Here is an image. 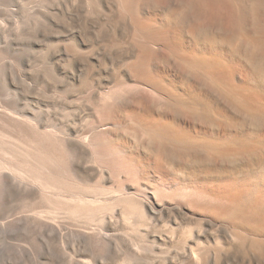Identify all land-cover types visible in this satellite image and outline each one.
<instances>
[{"label":"bare ground","instance_id":"bare-ground-1","mask_svg":"<svg viewBox=\"0 0 264 264\" xmlns=\"http://www.w3.org/2000/svg\"><path fill=\"white\" fill-rule=\"evenodd\" d=\"M74 1L75 3L78 2L76 0ZM82 1H80V6L72 5V11L70 10L74 14L73 18L79 22L82 30V34H78L76 39L81 40V36L83 35L90 36L92 40H99L104 33H108L113 43L120 30L125 29L123 27H127L133 31V37L135 33L141 32L140 26L142 24L139 25L140 22L138 24L134 20V17L138 15L140 4L144 0ZM171 1L173 4L169 3L176 10L174 14L172 13L173 11L171 12L172 18L174 17L172 26L178 27L181 26L188 14L192 15V12L189 11L194 8L195 0ZM225 1L233 10L230 25L225 28H214L211 25L197 27L194 21H190L188 37L194 38V33H196L197 29H200L202 33L206 34L208 36L205 35L207 39H212V34L215 33L217 35L216 37L220 40L222 39L226 43H236L241 46L247 58L250 61H254L264 52V48L260 46L261 37L264 32L262 26V22H264V0ZM151 2L157 3V0H151ZM103 7H109L112 13L109 16H104L105 14L103 15L100 12ZM50 8L52 7L50 6ZM40 14L44 16L42 13ZM145 28L147 27L145 26ZM164 29L165 31L163 30L164 32L160 34L162 44H159V46L166 51L167 60H170L179 68L188 81H193V83L195 81L204 86V88L208 89V92L231 109L245 123H258L261 121L260 110L257 106H254V103L248 102L240 96H233L226 90V85L230 78L227 80L223 71L217 65L208 64L205 66L188 59V57L184 58L177 55L174 49L175 47L171 43L172 41L170 42L169 32L166 28ZM252 33H255L256 36L254 35V38L248 37V34ZM36 39L37 36H35L34 40L32 39L29 44L30 48L36 47ZM146 45L152 49L153 47L155 48L153 45L156 44L155 41L146 40ZM70 48L74 52L69 57V60L66 61L67 68L64 67L63 72L59 73V66L51 63L48 55L45 63V65H48L47 70L42 77H37V80L39 78L43 82L42 88L30 93L27 91L28 86H23V88L17 89L19 91L17 93L25 105L31 99H33L31 103L34 101L36 104L60 105L59 101L61 100V96L65 100H70L69 103L72 104L76 101L75 93L79 90L87 91L88 98L99 107V112L104 117L97 124L94 121L96 125L92 124L86 133L83 129L81 130L76 126L71 127L67 124L58 126L49 119L41 121L35 115L36 113L27 109L25 110V107L19 109L16 104H10L7 108L1 107L2 105L0 106V197L4 198V200L9 197L20 200L19 203H16L12 207L10 214L6 216L5 219L7 222L22 218L31 228H35L42 233H54L60 236V238L65 234L76 235L85 244H89L94 248L98 246L105 248L108 244H113L116 248L119 245L126 246L127 242L129 243L128 238L123 237L121 232H125L127 229L131 230L133 226L131 225L132 228L129 225L127 227L126 224H130L127 222L128 220L134 219V221L132 220L134 223H131L134 224V228L135 226L148 227L147 230L149 232L147 231L148 233L146 235L144 234V237H141L142 239L144 238V242L148 244L160 243L162 241V234H169L172 247L183 251V255H180L181 253L177 254L178 252L174 253L168 260V263L220 264L221 259L218 252L213 253L198 245L199 240L201 241L202 238L208 237L206 236L205 224L201 223L200 220L194 219L195 214L189 212L183 204V202L199 199L203 196V191H201L199 186L200 184L196 185L197 180L195 181L193 177L194 180L186 176L183 183L179 181L183 186L181 187L180 185L181 188L178 189L177 193L176 189L175 194L172 192V187L170 189L165 188V186L163 190H156L158 192H154L151 196L149 195L150 197H138L140 194H136L135 192V195L132 193L131 184H128V181H132V178L135 177L136 169L134 170L132 168L135 165L133 164L131 166L129 159L126 157L127 155L125 156L126 145L119 146L115 137L120 135L129 144L136 147V149L139 148L148 152L161 166L163 164L169 166L172 161L183 162L186 165L202 163L208 166H214L216 164L228 165L231 161L236 160L233 155L234 151L232 152L226 147L218 149L216 148L217 146L214 147L209 144H204L205 141L203 143H195L182 140L180 135L175 136V134L167 132L168 130L165 131L162 126L163 124L157 123L161 126L155 127L150 125L148 121L147 123L141 116L125 111V108L130 102L129 99L131 98L132 90L134 88H143L145 89L144 92L146 91L144 100L158 112H169L176 116L190 114L194 118H199L203 121L207 119L204 108L197 101L184 100L159 89H155L153 86L148 85L144 81L145 79L142 80L140 79L141 77L136 76L135 67L138 64V59L136 60L137 64L136 62L131 64V71L134 74L132 73L133 76L129 74L131 76L128 79L129 84L119 83L115 87L107 88V79L104 80L99 77H94V73L88 69L96 63L93 60V55H95L96 51H92L91 49H89L90 51H85L81 47H78L77 44ZM98 56H114V54L112 51L105 50L101 53L99 52ZM21 64L26 66L27 62L22 61ZM37 71L36 73L38 74ZM128 72L130 73V70ZM108 73L109 71L107 70L106 75ZM120 73L119 75L121 76ZM11 74L13 75V73ZM57 74L59 76L60 74L64 75V77L70 76L74 82L78 81L80 87L74 88L71 86L69 89H66L67 87L60 88L52 84L55 81L54 79L58 80ZM114 75L112 76L114 77ZM16 77L18 76L16 75ZM15 84H18V82ZM9 85L11 87L14 86L11 82ZM136 104L140 105V102L136 101ZM32 105L35 104L33 103ZM120 112L122 114L123 112L125 113V120L121 122L116 118V115ZM175 186L179 185L177 184ZM223 187L228 197L227 204L223 209L224 215H227L232 220L244 223L261 222L259 218H256V215H258L257 206L261 202H264V171L252 175L248 174L246 177L240 176L229 179L228 181L226 180L225 186L223 185ZM136 188L134 190H138L139 185ZM103 196L104 199H99V197L102 198ZM105 196H109V198L105 199ZM223 197L219 198V201H222L221 199ZM218 203L220 204V202ZM64 214L68 215L69 217L66 218L71 220H66V222L63 219L61 221V217L64 218L65 216ZM162 214H165L170 219L171 224L169 228L151 225V222L157 220L158 215L160 216ZM180 215L188 217L190 220L194 219L193 226L191 225V227L186 229L172 228L178 226L177 219ZM226 233L233 246L235 245L236 252L242 254V257L247 250L253 252L260 251L259 240L255 235H243L240 231L231 227L227 229ZM149 237L151 238V242H149ZM67 238L69 237L67 236ZM142 239L138 243L142 242Z\"/></svg>","mask_w":264,"mask_h":264},{"label":"rangeland","instance_id":"rangeland-1","mask_svg":"<svg viewBox=\"0 0 264 264\" xmlns=\"http://www.w3.org/2000/svg\"><path fill=\"white\" fill-rule=\"evenodd\" d=\"M76 1L78 2L75 3L74 0H0V77L2 76L0 78V106L2 105L1 107L7 108L10 104H16L19 109L25 107V110L27 109L36 113L35 115L41 121L49 119L58 126L64 124L71 127L76 126L87 133L92 124H97L104 117L99 112V107L88 98L87 91L79 90L75 93L76 101L72 104L69 103L70 100H65L61 96L62 101H59L60 105L36 104L33 101L35 106L31 103L33 99L28 100L27 105H25L24 101L20 99L17 89L28 86L27 91L31 93L42 88L43 82L39 78L47 70L48 65H45V63L48 55L51 63L59 66V73L63 72V68L66 67V61L69 60V57L74 52L70 47L75 44L85 51H90L89 49L96 51L95 55H93V60L96 63L93 64L94 67L91 66L88 69L94 73V77L107 79V88L115 87L119 83L129 84L128 79L133 76L131 64L135 62L137 64L138 61V64H135L136 76L141 77L140 79L142 80L145 79L144 81L155 89L184 100L197 101L204 108L207 119L203 121L199 118H194L190 114L176 116L169 112H158L144 100L146 91L144 92L145 89L143 88H134L132 90L130 102L125 111L141 116L142 119L155 127L163 124L162 126L165 131L168 130L167 132H171L175 136L180 135L182 140L195 143H203L205 141L204 144L217 146L216 148L218 149L229 148L232 152L234 151L233 155L236 160L231 161L228 165L216 164L208 166L205 163L186 165L183 162L172 161L169 166L164 164L161 166L151 154L139 148L136 149L125 138L118 135L115 137L117 144L119 146L126 145L125 156L127 155L126 157L129 159L131 166L135 165L132 168L136 169L135 177L132 178V181H128V184H131L130 186L132 187L131 192L134 194L136 192V194H140L139 196L137 195L138 197L145 198L147 196L150 197L154 192L163 190L166 186L165 188L170 189L172 187V192L175 194V190L177 189V193L178 189L183 186L181 183L184 182L186 176L193 177L195 181L197 180L196 185L200 184L203 196L199 199L183 202V204L189 212L195 214L194 219L200 220L201 223L205 224L206 236L208 237L202 238L203 240L201 239V241L199 240L198 245L213 253L218 252L221 259L220 264H264V202H261L257 206L258 215H256V218H259L261 222H239L223 214V209L228 201L223 187L226 180L228 181L240 176L246 177L248 174L252 175L264 171V52L254 61H250L241 46L236 43L230 44L227 42V44L225 40L222 41V39L217 38L215 33L212 34V39H207L208 36L202 33L200 29H197L196 33H194L195 39L188 37L190 21H194L197 27L211 25L214 28H225L230 25L233 10L225 0H195L194 8L189 11L192 12V15L188 14L181 26L178 27L172 26L174 17L172 18L171 14H174L176 10L171 5L173 4L171 0H157V3L151 2V0H144L140 4L138 15L134 17V20L138 24L140 22L139 25L142 24L140 26L141 32L135 33L133 37L134 32L127 27H123L125 29L120 30L113 43L108 33H104L99 40H92L90 36L83 35L81 36V40L76 39L78 34H82V30L79 22L73 18L74 14L71 12V6H80V1L82 0ZM100 12L103 15L105 14L104 16H109L112 13L109 7H103ZM262 26L264 28V22H262ZM34 28L35 30H33ZM164 28L169 32L170 42L172 41L171 43L175 47L177 55L184 58L188 57V59L205 66L208 64L217 65L223 71L227 80L230 78L226 85V90L233 96H240L248 102L254 103V106H257L260 110L261 121L258 123H245L231 109L208 92V89L204 88V86L195 81L194 83L193 81H188L179 68L170 60H167L166 51L159 46V44H162L160 34L165 31ZM254 35L256 36L255 33L248 34V37L254 38ZM35 36H37L35 40L37 41L36 47L30 48L29 44L32 39H35ZM139 37H141L140 40ZM146 40L155 41L157 46L153 45L155 48H149L146 45ZM260 46L264 48V32L261 37ZM146 47L148 48L146 49ZM105 50L112 51L114 56H98L99 52L101 53ZM22 61L27 62V65L23 66L21 64ZM128 67L130 73L128 72ZM13 70L15 71L13 72ZM34 70H38V74ZM107 70L109 73L106 75ZM30 72L35 73L31 74ZM113 74H115L114 77L112 76ZM37 77H39L38 80ZM116 77L118 78L116 79ZM22 79L23 83L21 82ZM57 79H54L55 81L52 84L60 88L80 87L78 81L74 82L70 76L64 77V75L60 74L59 76L57 74ZM16 80L18 84H15L17 83ZM49 81L51 80L49 79ZM10 82L14 84L16 89L14 86L13 88L9 85ZM136 101L140 102V105L136 104ZM116 116L120 122L125 120L124 112L123 114L120 112ZM157 123H161V125ZM177 184L179 186H175ZM138 185V190H134ZM220 196L225 200L222 198V201H219ZM106 198H109V196H105ZM99 199H104V196L102 198L99 197ZM19 202L20 200L13 197L6 198L5 200L0 197V264H170L168 260L174 253L178 252L177 254L181 253L180 255H183L181 249L172 247L169 234H162V241L160 243L148 244L144 242V238L142 239L141 237H144L149 232L147 230L148 227L135 226L134 228V224H131L134 219L128 220L127 222L130 224H126L127 227L128 225L131 228L133 226L132 231L127 229L125 232H121L123 237L128 238L129 243L127 242L126 246L119 245L116 248L113 244H108L105 248L102 246L94 248L89 244H85L76 235L65 234L60 238V236L54 233H42L35 228H31L22 218L7 222L6 216L10 214L12 207ZM64 215V218L61 217V221L63 219L65 221L71 220L66 218L69 217L68 215ZM194 219L190 220L188 217L180 215L177 219L179 227L172 228L186 229L191 227L195 221ZM170 224V219L165 214L158 215L157 220L151 222L153 226H163L165 228H169ZM230 227L237 229L243 235H255L259 240L260 251L253 252L247 250L243 257L242 254H238L235 245L233 246L226 233ZM140 239L143 241L138 243ZM149 242H151V238ZM174 264L177 263L174 262Z\"/></svg>","mask_w":264,"mask_h":264}]
</instances>
